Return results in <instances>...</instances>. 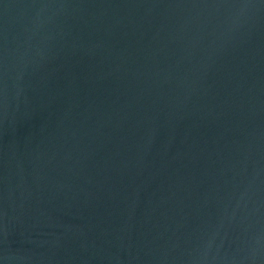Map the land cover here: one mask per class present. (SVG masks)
<instances>
[{
  "label": "water",
  "instance_id": "obj_1",
  "mask_svg": "<svg viewBox=\"0 0 264 264\" xmlns=\"http://www.w3.org/2000/svg\"><path fill=\"white\" fill-rule=\"evenodd\" d=\"M0 264H264V0H0Z\"/></svg>",
  "mask_w": 264,
  "mask_h": 264
}]
</instances>
